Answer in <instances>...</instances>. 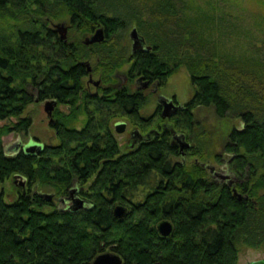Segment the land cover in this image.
<instances>
[{
	"label": "trees",
	"instance_id": "trees-1",
	"mask_svg": "<svg viewBox=\"0 0 264 264\" xmlns=\"http://www.w3.org/2000/svg\"><path fill=\"white\" fill-rule=\"evenodd\" d=\"M109 4L0 0V121L5 122L0 125V182L20 175L32 189L48 186L64 194L74 173L84 181L91 164L105 157L110 158L107 168H115L116 182L121 177L126 181L125 192L118 186L104 193L94 187L95 206L76 213L30 193L8 202L0 190V264H92L108 248L124 264H239L243 246L264 249V60L219 54L187 19L181 0H125L128 8L121 11ZM65 18L70 32L103 27L105 39L90 45L71 36L62 40L51 23ZM132 22L151 50L131 53L126 34ZM91 58L93 74L104 85L127 62L132 77L159 85L185 66L195 91L188 108L172 119L194 141L189 155L201 161L176 160L179 153L167 135L143 147L141 159L113 160L119 149L103 115L112 110L134 114L147 99L134 94L103 101L81 95L87 71L80 62ZM107 89L101 87L99 95ZM35 99L70 107L69 113L55 112L52 126L59 141L39 154L20 150L7 155L2 136L29 131L32 118L23 114ZM199 106L213 107L220 117L239 118L221 152L211 149L208 132L195 117ZM81 114L87 118L77 129L74 122ZM75 156L85 164L78 172ZM224 156L235 177L232 184L202 164L223 162ZM150 188L155 192L146 191ZM129 201L128 214L116 217L114 206ZM47 205L53 209L46 211ZM164 218L175 226L169 237L156 229Z\"/></svg>",
	"mask_w": 264,
	"mask_h": 264
},
{
	"label": "rangeland",
	"instance_id": "rangeland-1",
	"mask_svg": "<svg viewBox=\"0 0 264 264\" xmlns=\"http://www.w3.org/2000/svg\"><path fill=\"white\" fill-rule=\"evenodd\" d=\"M123 1V0H122ZM117 0H109V6L111 4H116L117 7H121L119 11L124 10L127 5L124 2ZM131 1V0H128ZM181 5L185 7V14L187 19L191 20L195 28L202 33V35L209 40L210 44L216 47L219 54L227 55L240 60L245 59H256L264 60V0H181ZM65 22L68 26V37L71 36L73 41H83L87 36L92 35L93 32L81 33L78 31L70 32V23L68 19H56L52 21V26L55 28V24ZM135 23L132 22L127 30L126 39L129 40V33ZM56 30V28H55ZM57 31V30H56ZM60 35V33L57 31ZM131 47V40L128 41ZM94 58V57H93ZM91 58L90 61L92 65L95 66V59ZM131 66V62L124 63L121 67L115 69L112 74L113 80L109 85L102 86L105 88L107 86H116L120 83L122 76H128V70ZM95 79H99L100 75L93 74ZM87 79L84 78V82ZM101 79V78H100ZM133 88V85H129ZM90 89L95 91L96 88L91 85ZM101 89V88H100ZM99 89V90H100ZM195 91V87L192 85L190 74L185 66H181L174 74H172L165 85H160L159 92L172 96L175 95L176 98L181 103H187L192 98ZM103 93V92H100ZM152 96V100H153ZM45 100L35 99L26 109L23 116H30L32 118V126L28 132H18L11 131L2 136V142L5 147V152L7 155H15L22 148L19 147L20 144L25 147L28 142L37 141L42 145L57 144L59 139L56 135V131L52 126L50 117L44 107ZM85 103V102H84ZM154 101H150L146 108H142L139 113L143 115H149L154 110ZM86 108V106H85ZM84 108V109H85ZM59 110L62 113H69L71 111L70 107L65 104H59L55 109V112ZM93 111V107H90ZM54 112V120L56 119ZM197 121L204 129L208 132V141L212 150L216 152H221L224 144L227 142L228 135L230 131L240 124L239 118L233 116L220 117L215 112L213 107H196L193 111ZM95 116L101 117L102 114H95ZM104 123L111 127V131L115 134L121 146L124 149L128 146V137L131 130H133L138 123L139 115H129L122 111H113L103 115ZM102 116V117H103ZM86 114H81L77 121L74 122V126L81 128L85 122ZM159 118V117H158ZM156 118L153 122V127H155L158 120ZM13 120H16L13 118ZM126 121L128 124L127 131L125 133H117L114 131V123L116 121ZM55 122V121H54ZM170 122L174 126V119ZM5 122L0 121V125ZM175 127V126H174ZM149 129V128H148ZM181 133L187 135V137L192 141L187 132L182 128H177ZM18 148L17 151L15 149ZM227 156V155H226ZM197 158L196 155L187 154V160L191 163ZM181 155L176 157V160H181ZM223 162H217L214 159H208V164L216 167L217 170L223 168L226 173L230 175L231 179H234L233 173L230 172L228 162L226 157H223ZM201 161L200 159H198ZM14 175L11 178L0 182V190H4L5 199L8 202L14 201L19 193V185L21 184V179L16 178ZM21 178H24L21 176ZM25 179V178H24ZM44 193L50 194L54 191L53 187H44ZM56 207H60L56 204ZM53 209L50 206H46L45 210L49 211ZM264 258V249H254L248 246H243L239 253V264H247L250 261L258 260Z\"/></svg>",
	"mask_w": 264,
	"mask_h": 264
},
{
	"label": "flooded vegetation",
	"instance_id": "flooded-vegetation-1",
	"mask_svg": "<svg viewBox=\"0 0 264 264\" xmlns=\"http://www.w3.org/2000/svg\"><path fill=\"white\" fill-rule=\"evenodd\" d=\"M83 43L86 44L84 40H83ZM86 45H90V44H86ZM130 50L132 53V42H131ZM132 54H136V53H132ZM85 62L86 61L80 62L82 65L86 67V71H87V74L84 77V78L87 77V79L84 82V87H83V90L81 91V95L82 93H86V95H90L91 97H98L102 99L103 101L114 100L116 99L117 95L121 96L122 99H124V97L128 95L135 94L137 95V97H140V96L142 97L143 95L144 97H146L147 103L141 108H144V107L146 108V105L150 101L155 102V105L153 107L154 110L149 115L140 114L139 113L140 110L134 114H130V115L138 114L140 120L138 121L139 124H137V126L130 132V135L128 137L129 138L128 146L126 149L123 150L121 143L118 141L117 137H115V134L111 131V127L108 126L109 130L111 131V134L114 136L117 142L118 149H119V152L115 154L114 157H112L113 160L119 158L120 163H123V161L125 163L126 157H138L139 159H141V154H140L141 149L145 147L146 145H148L149 143L153 142L155 139L160 138L164 135H167L168 141L170 142L171 146L176 148L179 155H181L182 160L183 161L185 160V158L187 157V154L190 152L191 147L193 146V143L187 137L186 134L181 133L180 130L172 126V123L170 122V120L174 116L178 115L179 112H182L184 109L188 108L187 103H181L176 98L175 95L167 96L159 92L160 85L157 81H149L145 79H143L142 81H137V79L140 76L132 77L130 74H128V76L126 77L122 76L120 83L117 84L116 86H113L114 89L111 86H109V89H107V92L101 93L99 95V89L103 87L102 81L100 78L99 79L94 78L92 63L89 62L90 64H87ZM97 81H99V83H97ZM145 81H149V85L146 88H141V86L144 84ZM131 84L133 85V88L129 87V85ZM91 85H93L96 88L95 91H92L90 89ZM111 95L113 97L109 98ZM152 96L154 97L153 100H152ZM50 100H54V99H45V102H44L45 110L47 107V102ZM170 101H173L177 105L182 104L183 109L178 111V113H176L175 115L165 118L162 115L163 109L165 108L166 105L170 103ZM59 104L60 103H58L57 101V105L54 107L52 116L48 114L52 122V125L55 123L54 122L55 120H52V119H54V112ZM158 117L161 119V122L160 120H158L155 127H153V122ZM127 127H128V124L126 121L121 122L120 120L114 123V131L117 133H122V134L125 133L127 131ZM81 128H77V129H81ZM118 129H122V130L119 131ZM185 143H188V144L185 145ZM101 156L102 155H100V157ZM78 159L79 158L77 156L74 160V166H75L76 172L80 171L82 167H85V164L80 162L81 160H78ZM109 160L110 158L105 157V158L100 159L96 164H91V166L93 165V167L88 168L86 170L85 174L87 178L84 181L80 179L79 174L74 173L76 177L73 179L71 186L66 189V192L64 194L58 195L57 193H55V191H51L50 194H52L53 196L49 198L48 196H46V194L48 193L43 192L44 190H36L34 187L33 189L29 187L27 179H25L26 180L25 185H21V184L19 185L20 193H23V194L30 193L31 195H39L46 201L51 202L52 205L56 206V204L58 203L60 206L59 208L70 209L75 213L81 210H84V209H92L95 206L94 205L95 199L91 197L93 193L92 189L94 187H96V189L98 188L101 193H104L109 189L116 190L117 186L119 187V189H122V192H125L126 181L124 177H121L118 179V182H116L117 180H115L116 177L113 172L115 168L114 169L107 168L109 164L108 163ZM194 161L198 162V159L195 158ZM215 170L218 172L225 171L223 168H221V170H217L216 167H215ZM138 173H141L140 175H142L141 170H139ZM212 175L220 181L226 180V179L218 178L213 173ZM103 177H105L106 180H102ZM108 178L110 179V181H108ZM158 187L159 186L156 185L155 190H157ZM140 189L142 190L143 186H141ZM148 190L155 192V190H153L152 188L147 189L146 191ZM126 199L127 197L124 196V200ZM118 204H122V203H118ZM122 205L126 206L130 210L131 209L130 205H132V201H129L128 205H125V204H122ZM105 252L115 253L110 248H108L106 251L102 253H105ZM93 261H92V264H93Z\"/></svg>",
	"mask_w": 264,
	"mask_h": 264
},
{
	"label": "water",
	"instance_id": "water-1",
	"mask_svg": "<svg viewBox=\"0 0 264 264\" xmlns=\"http://www.w3.org/2000/svg\"><path fill=\"white\" fill-rule=\"evenodd\" d=\"M55 28L60 33V38L62 40L68 39V26L65 24V22H60V23L55 24ZM129 38L132 42V53H138L140 51L145 52V51L151 50L152 48L151 45L147 44L145 37L138 32L136 27H133L132 30L130 31ZM104 39H105L104 28L99 27L95 30V32L92 35L87 36L84 39V42L86 44H92L96 42H102ZM85 63L90 64L88 61H86ZM142 80H143L142 76H140L137 79V81H142ZM97 83H99V81H97ZM148 85H149V81H145L144 84L141 86V88H146ZM56 105H57L56 100H50L47 102L46 111L50 116H52L54 107ZM182 109H183L182 104L177 105L173 101H170V103L166 105L165 108L163 109L162 115L165 118L171 117ZM118 130L120 131L122 129H118ZM186 144L188 143H185V145ZM19 147H21L22 148L21 150H23L24 152L28 154H39L44 149L45 146L37 141L31 140L30 142H28V144L25 147H23L21 144ZM19 147H17L15 151H17ZM202 164L206 166L208 169H210V171L218 178L226 179L229 182V184L233 183V179L230 178L229 174L216 171L215 167L208 163H202ZM16 178L21 179V185L26 184V180L24 178H21V176L20 177L16 176ZM46 196L51 198L53 195L46 194ZM114 214L116 217H119V218L125 217L128 214V208L124 205L118 204L114 208ZM156 229L162 237H169L174 233L175 226H174V223L170 219L164 218L157 222ZM93 264H123V259L118 254L111 253V252H105V253L99 254L94 259ZM247 264H264V258L250 261Z\"/></svg>",
	"mask_w": 264,
	"mask_h": 264
}]
</instances>
